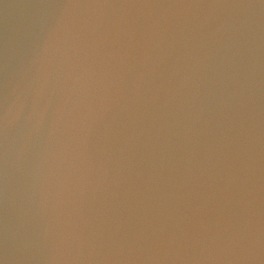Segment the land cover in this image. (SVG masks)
Listing matches in <instances>:
<instances>
[{
	"label": "water",
	"instance_id": "obj_1",
	"mask_svg": "<svg viewBox=\"0 0 264 264\" xmlns=\"http://www.w3.org/2000/svg\"><path fill=\"white\" fill-rule=\"evenodd\" d=\"M0 264H264V0H0Z\"/></svg>",
	"mask_w": 264,
	"mask_h": 264
}]
</instances>
